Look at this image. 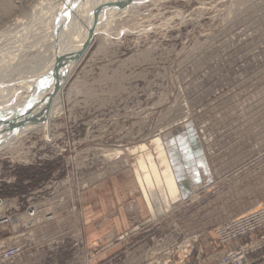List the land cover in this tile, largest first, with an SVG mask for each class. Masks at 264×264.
I'll return each mask as SVG.
<instances>
[{
    "label": "rangeland",
    "instance_id": "1",
    "mask_svg": "<svg viewBox=\"0 0 264 264\" xmlns=\"http://www.w3.org/2000/svg\"><path fill=\"white\" fill-rule=\"evenodd\" d=\"M39 1L0 0V34L13 36L0 41L1 80L33 72L20 82L33 88L52 73L35 70L65 64ZM113 1L61 112L0 148V253L20 248L0 264H220L257 236L222 244L215 231L264 205V0ZM159 142L192 193L154 218L138 158L162 173Z\"/></svg>",
    "mask_w": 264,
    "mask_h": 264
},
{
    "label": "bare ground",
    "instance_id": "2",
    "mask_svg": "<svg viewBox=\"0 0 264 264\" xmlns=\"http://www.w3.org/2000/svg\"><path fill=\"white\" fill-rule=\"evenodd\" d=\"M73 1H74V3H72L70 0L71 6H72V4H75L76 9L73 11L74 8L71 7L73 12L70 11V13L67 12V9H68L67 6H68V4H70L69 0H40L38 2L39 4H41L40 8H41V11H42L41 13L43 14V16L50 15L49 16L50 22L48 25L46 24V26L49 27V28L47 27L49 34L47 33L48 36H47L46 40L47 41L49 40V42H50V41H52L53 37H56V35H58V38H60V36L63 35L62 38L60 39L59 45H61V46L63 45V58H62L63 62H62V64L63 63H65V64H64L63 68H61V73L57 75L58 77L57 76H55V77L49 76L54 71V70H52L53 68L51 69L50 66L49 67H43L42 69H39L38 71L35 70V72H34V73H37V72L45 70L44 71L45 75H48L47 73L52 72L51 74L48 75L49 78L46 77V79L44 80V84H43L44 86H49V85L53 84L56 80L61 78V76L64 74V71L66 70L68 62L73 57H75L76 55H78L81 52V49L83 48V46H84V44L88 38V35L90 34V30H91L90 28L93 24V19L91 18V14L95 10V8L100 7L97 10V15H96L97 26L95 28L94 39L101 34V28L99 26L104 25L102 23L103 21H100V19L101 20L104 19V18H102V15L103 14H104L103 16L108 15L109 11H110V7H108V5L115 3L113 0H73ZM6 4L9 8H11L13 6L11 4V2H8V1H6ZM35 9H37V8H35ZM68 10H70V9H68ZM37 12L40 13V11H37ZM37 15H38V13H37ZM32 16H29V17H32ZM35 16L36 15H34V18H36ZM39 16H40V14H39ZM34 18L32 17V19H34ZM32 19H30V20L32 21ZM40 19H42V18H40ZM40 19L38 17V20H40ZM36 20H37V18H36ZM27 21H29V20H27ZM35 21L33 20V22H35ZM29 23H26L27 27H28ZM9 24H10V27H6L7 28L6 30L11 29V27L17 26L18 24L20 25L21 21L18 18V19L10 21ZM43 24L45 26V23H43ZM41 25L42 24H40L39 27ZM24 27H22L23 29H21V31L24 30ZM39 27H38V29H39ZM35 28H37V27H35ZM41 28H43V27H41ZM25 29H27V28L25 27ZM21 31H19V33ZM32 31H34V30H32ZM36 31H34L35 32L34 34H36ZM8 32H9V30H8ZM14 33L15 32H13L12 34L14 35ZM6 34L8 35V37H10V35H11V34H8L7 32L2 31V33L0 34V41L3 38H5V41L7 40ZM24 34L21 37H24ZM16 35H18V33H16ZM11 37H13V36H11ZM18 37H19V35H18ZM94 39H93V41H94ZM12 40L15 41L16 39L14 38ZM12 40L10 42L14 43ZM18 40H16V41H18ZM32 40L35 41L34 39H32ZM8 41L9 40H7V42ZM36 41L33 43H36ZM42 41H41V43H43ZM29 42L31 43V41H29ZM15 44H16V42H15ZM67 48L69 51H73V53H71L70 58L66 57L67 52H68ZM66 58H67V60H66ZM72 70H73V68L70 69L69 75L67 76L68 78L70 76V73H72ZM31 74L33 75V72H30V73L28 72V74L24 73L23 76L21 74L20 77H22V78H20L18 76V79H16V76H14V74H12L11 78H13V76H14V79H10L9 81H6V79L4 78L5 76H3L4 79H2V80L0 78V148H3V147L9 148V146H14V144L17 143L20 140V138H22L24 135L28 134V132H30L32 130L37 131V130L43 129L50 122V120L53 119V117L56 114L61 112V110L63 108V107H61L62 106L61 97H60L61 96V90H62L61 88L57 91V93H55V96L50 103V107L47 110L46 106H47V103L49 100V93L51 92L52 88L49 89L47 87L43 91L37 92V93H34L33 95H31L30 94L31 92L27 91V90H32V87H30V86L23 87V85H21L22 81H24L25 79H27L25 81H28V83L26 85H32L33 84L29 80L32 81L34 78L32 76H29V77L27 76V75H31ZM24 75H26V76H24ZM45 75H43V76H45ZM6 77L8 78V75ZM20 82H21V84H20ZM34 85H36V84H34ZM19 91L22 92L21 95L17 94V93H20ZM45 111L47 113L46 114L47 116L45 118H43L42 116H39V115L44 114ZM30 115H34V118L32 120H29V122H26V119ZM191 138H193L192 135H191ZM191 140H193V139H191ZM194 140H195L194 142L196 143V146L198 147L199 143L197 142V138L195 137ZM172 143H174V142H172ZM193 143H191L192 146H193ZM134 152H136V151H134ZM157 152H158L159 158H161V159L163 158L162 159L163 162H161V163L164 164L163 165L164 171L162 173L160 172L159 168L155 165V163L152 162L153 161L152 156H149L148 159H145L144 156H140L138 158V162H140L139 168H140L141 173H142V177L139 178L140 186H141L142 190L144 191L148 205L150 207H153V217L154 218H157L158 216H161L166 211H168V209L171 208L172 203H175V202H177L183 198L182 195L186 196L188 193H192L191 184L188 181V178L185 177L183 174H181L179 170H178L179 172H177V171L175 172L172 169V167L168 164V161H166L164 159L165 151H164V148H163V145L161 142H159V146L157 147ZM152 173L153 174L155 173V175H157L159 173L160 177L162 178L163 186H164L166 192L163 191V187L161 186L160 187V191H161L160 197L158 194V190L154 184ZM3 208H4V202H2V205L0 206V210H2ZM27 218H29V216Z\"/></svg>",
    "mask_w": 264,
    "mask_h": 264
},
{
    "label": "built area",
    "instance_id": "3",
    "mask_svg": "<svg viewBox=\"0 0 264 264\" xmlns=\"http://www.w3.org/2000/svg\"><path fill=\"white\" fill-rule=\"evenodd\" d=\"M35 213L31 212L30 217ZM9 223L6 217L0 218V229ZM222 244H228L234 241L246 239L247 237H254L251 242L245 243L239 248L230 252L220 264H251L253 261L250 257L254 254H264V205L258 209L250 211L246 214L238 216L221 226L217 227L215 231ZM20 253L19 247H11L4 249L0 253V257L9 261L16 258ZM264 258V255H263Z\"/></svg>",
    "mask_w": 264,
    "mask_h": 264
},
{
    "label": "water",
    "instance_id": "4",
    "mask_svg": "<svg viewBox=\"0 0 264 264\" xmlns=\"http://www.w3.org/2000/svg\"><path fill=\"white\" fill-rule=\"evenodd\" d=\"M100 7H97L95 8V10L93 11V13L91 14V18L93 19V24L91 26V30H90V34L88 35V38L83 46V48L81 49V52L76 55L75 57H73L69 62H68V65L66 67V70L64 71V74L61 76V78H59L58 80H56L53 84L49 85V86H44V79H39V81H37V86L33 87L32 88V92L33 93H37V92H41L43 91L45 88H49L51 89V92L49 93V100H48V103H47V106H46V109L48 110L49 107H50V103L51 101L53 100L54 96H55V93H57V91L63 87V85L67 82V76L69 75V71L71 68H73L72 72L74 71V69L77 67V65L82 61L83 57L87 54V52L89 51V48H91V45H92V42H93V39H94V34H95V28L97 26V22H96V15H97V10L99 9ZM61 73V70H57L55 72H53L51 75V77H55L57 76L58 74ZM72 73H70L71 75ZM58 77V76H57ZM70 77V76H69ZM47 78H49L47 76ZM46 79V77H45ZM46 111L44 112V114L42 115H39V116H42L43 118H45L47 115H46ZM34 118V115H30L27 119H26V122H29V120H32ZM1 191H0V206L2 205V199H1Z\"/></svg>",
    "mask_w": 264,
    "mask_h": 264
},
{
    "label": "crops",
    "instance_id": "5",
    "mask_svg": "<svg viewBox=\"0 0 264 264\" xmlns=\"http://www.w3.org/2000/svg\"><path fill=\"white\" fill-rule=\"evenodd\" d=\"M231 246V245H230ZM233 246V245H232ZM233 248H236V245L235 246H233ZM229 250H227L225 253H227ZM224 252L223 253H221L220 255H222V254H225ZM255 264H264V262H257V263H255Z\"/></svg>",
    "mask_w": 264,
    "mask_h": 264
}]
</instances>
